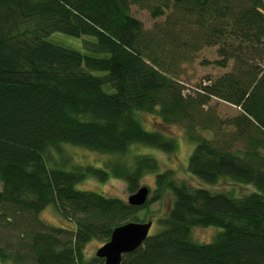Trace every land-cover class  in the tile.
<instances>
[{
    "label": "trees",
    "instance_id": "16d2710c",
    "mask_svg": "<svg viewBox=\"0 0 264 264\" xmlns=\"http://www.w3.org/2000/svg\"><path fill=\"white\" fill-rule=\"evenodd\" d=\"M134 7L161 20L147 28ZM54 32L92 37L90 54L51 42ZM213 46L211 63L230 70L186 93L183 65ZM212 98L238 114L220 118ZM141 113L184 128L194 177L254 192L193 188L154 156L132 154L178 147L169 131L147 130ZM67 146L112 159L73 165ZM148 173L156 187L141 206L77 189L114 177L133 194ZM0 183V264H104L86 246L149 221L139 212L167 193L159 229L120 264H264V0H0ZM48 206L74 229L43 220ZM209 226L222 228L211 242L192 238Z\"/></svg>",
    "mask_w": 264,
    "mask_h": 264
},
{
    "label": "rangeland",
    "instance_id": "374dc122",
    "mask_svg": "<svg viewBox=\"0 0 264 264\" xmlns=\"http://www.w3.org/2000/svg\"><path fill=\"white\" fill-rule=\"evenodd\" d=\"M133 14L142 20L147 28H150L154 22L161 20L152 19L146 10H141L137 7L133 8ZM48 40L81 53L90 54V52L85 49L84 41L93 40V38L88 36L75 37L62 32H54L48 37ZM217 58L218 55L216 46L205 47L197 54L193 61L183 65L184 75L181 79L185 85L186 93H191L199 84L206 83L207 78L218 77L230 70V67L224 69L211 63ZM94 73L97 75L102 74V72ZM209 110H215V113L222 119L233 117L239 112L238 107L218 98L211 99ZM140 118L147 130L162 129L171 132L167 133L175 136L178 141V147L175 152L167 153L151 146L136 145V147L133 148L134 152L132 154L139 152L154 156L160 164V171L173 169L176 174V178L179 181H183L193 188L202 187L215 192H231L237 197L245 196L254 192L255 188L249 184H240L228 180H221L216 184H208L194 177L188 170V161L195 147V143L188 139L184 128L180 125L163 126L160 118L154 114L141 113ZM199 132L208 138L212 137V133L210 131ZM66 151L71 157L70 160L73 165L92 164L103 168L105 166V162L112 159V156L103 155L79 147L67 146ZM141 186L148 187L149 196L151 197L153 190L156 187L155 173L146 174L142 178ZM77 189L95 191L106 196L118 197L125 201H128V197L131 195L127 190L126 183L123 180L114 177H111L106 182H100L94 178H88L77 184ZM173 200V195L171 193H167L162 200L154 202L150 206L148 212L146 210L139 212L140 218L145 220L150 219L152 221V227L149 234H153L159 229L157 220L166 216L172 206ZM40 215L43 220L51 225L74 229V224L65 221L52 206L46 207ZM220 231H222V228L216 226L196 227L192 231V238L200 243H209ZM102 245L103 244L98 240L91 241L86 246V254L89 256L95 255L97 249Z\"/></svg>",
    "mask_w": 264,
    "mask_h": 264
},
{
    "label": "water",
    "instance_id": "95a60500",
    "mask_svg": "<svg viewBox=\"0 0 264 264\" xmlns=\"http://www.w3.org/2000/svg\"><path fill=\"white\" fill-rule=\"evenodd\" d=\"M149 196V189L141 186L135 193L128 197V203L133 206L143 205ZM152 221L127 222L117 226L110 239L99 247L95 253L104 260V264H120L122 257L139 248L148 238Z\"/></svg>",
    "mask_w": 264,
    "mask_h": 264
}]
</instances>
